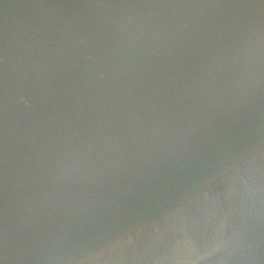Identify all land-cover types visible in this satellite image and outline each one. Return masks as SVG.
I'll use <instances>...</instances> for the list:
<instances>
[{
  "label": "water",
  "instance_id": "water-1",
  "mask_svg": "<svg viewBox=\"0 0 264 264\" xmlns=\"http://www.w3.org/2000/svg\"><path fill=\"white\" fill-rule=\"evenodd\" d=\"M0 264H264V0H0Z\"/></svg>",
  "mask_w": 264,
  "mask_h": 264
}]
</instances>
